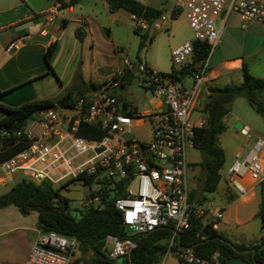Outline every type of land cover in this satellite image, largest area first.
<instances>
[{
  "label": "built area",
  "instance_id": "obj_1",
  "mask_svg": "<svg viewBox=\"0 0 264 264\" xmlns=\"http://www.w3.org/2000/svg\"><path fill=\"white\" fill-rule=\"evenodd\" d=\"M61 6L62 1L55 0L44 11L46 26L52 24ZM172 9L184 11L193 39L171 50L175 66L171 72H157L141 62L136 65L142 86L157 99L151 108L137 111L118 95L122 77L130 70V61L124 58L121 68L96 83L93 92L78 97L72 104H57L34 113L14 133L18 140L23 139L24 148L0 165L8 174L26 173L27 177L22 179L35 183L46 181L55 186L80 180L94 185L84 205L98 209L105 207L104 191H123L114 200L123 227L133 226L134 234L168 227L171 235L165 256L172 251L184 264H219L217 252L203 257L192 247L179 249L177 243V235L189 228L193 219H202L217 229V222L223 217L222 208L212 205L210 200H189L187 153L195 149L194 128L205 122L203 113L196 120H191L190 114L220 40L221 29L216 19L222 15L224 25L227 17L235 13L264 26V0H178ZM131 18L138 30L150 26L159 30L163 25L160 19L150 22L135 15ZM40 34L46 35V29L42 28ZM29 37L23 35L10 41L6 49L20 46ZM196 41L209 45L204 60H192ZM117 52L123 55L122 50ZM187 64V72L178 74ZM145 126L149 132L143 139L136 129ZM96 128L102 132L99 137H93ZM241 132L251 144L246 150L235 151L233 162L221 174L227 188L238 196L246 193L245 179L256 184L264 182V138L251 133L247 126ZM80 157V162H74ZM127 235L106 236L105 253L109 259L129 258L136 242L129 237L133 234ZM78 245L75 236L54 231L39 233L24 264H70Z\"/></svg>",
  "mask_w": 264,
  "mask_h": 264
},
{
  "label": "rangeland",
  "instance_id": "obj_2",
  "mask_svg": "<svg viewBox=\"0 0 264 264\" xmlns=\"http://www.w3.org/2000/svg\"><path fill=\"white\" fill-rule=\"evenodd\" d=\"M18 1L0 0V26L16 20L21 15L16 13L17 10H14V4ZM54 1L45 0V4L50 3L51 6ZM101 1L76 0V13L79 12V8H82L83 14L90 18L94 41H91V35L87 32V28L83 23L81 24V29L86 30V34L82 37L84 39L81 41L74 35L71 27L63 36L59 46L49 57V63L53 66L57 78L49 74L35 81L33 84L34 100L57 98L65 95L67 92H71L72 97L89 94L94 91V86H91L92 82L89 81L91 78V65L99 67L100 70L98 72L105 75L111 70V67H106L107 64L110 66L114 60L123 61L124 58L130 61L129 71L132 77L127 79L125 84L119 88L118 95L121 96L122 100L136 108L137 111L151 108L157 100L149 90L142 86L140 80L141 74L138 72L136 65L139 62L145 63L157 72H171L175 68L171 60V50L193 39V32L189 27L184 11L180 10L176 17L170 15V8L176 5L178 0H140L143 3L163 9V14L160 18L163 21V25L159 30H154L150 26L147 30H138L137 32H135V20L131 18L129 13L124 10L110 13ZM221 18L222 15L216 19L217 26H220ZM53 23L46 26L45 20L44 22L39 21V24H42L41 27L36 31H31L29 27L34 24L33 20H25L0 29V42H3L7 37L17 36L24 30L26 31V29L31 36H38L37 34L40 29L46 28L49 31L52 29ZM55 23L60 25L61 20L59 17L56 18ZM142 39L144 46L139 48V43ZM242 42L241 35H234L230 40L223 36L221 42L214 49L208 68L217 66L221 70L222 77L216 80V84L223 85L224 82L228 84L241 83L242 72L232 71L226 73L221 61L240 54ZM255 43L258 46H262V48L248 59V72L256 77H264V37H261ZM255 43H253V46ZM118 49L123 51L120 59L117 56ZM98 77L96 76L95 78L100 80L101 77L99 75ZM28 89L25 88L13 92L9 96L12 99L7 101L10 103L5 101H2V103L12 106L19 105L26 98H30L28 97L30 95ZM205 97V87L203 84L197 97L196 106L191 111V120H196L197 116L202 114L200 106ZM0 116H2L1 111ZM224 122L230 128L229 132L232 129H239L241 126L247 124L251 133L264 138V120L250 106L245 96H240L233 100L231 111L224 118ZM148 132L149 127L147 126L136 129L137 135L143 139L147 137ZM224 135L220 134L219 139L221 140ZM187 159L189 161L188 179L190 188L201 191L200 187L203 177V169L199 164L201 153L197 149H191L187 153ZM81 160L82 157L74 162H80ZM225 167L226 162L220 170V174L223 173ZM9 175L12 177V180L7 182V188L13 187L22 178L27 177V174L23 172L8 174L0 165V176L8 178ZM223 186V181L220 180L216 192L205 193V196L210 199L212 205H216L219 202L217 192ZM53 187L58 189L59 195L62 198L69 200V209L72 212H76V210L84 209V204L89 198V190L95 186L84 184L80 180H73L57 184ZM2 190L3 187H0V191ZM195 195L198 198L202 196L200 192ZM37 216L38 214L34 212L24 216L13 205L0 208V264H24L26 254L29 252V243L36 236V232L32 231L30 227L35 226L37 228ZM232 230L237 231L238 228L232 227ZM39 232L46 233L42 230ZM261 235V220L258 216L253 222L248 236L253 239L251 243H254L258 241ZM165 252L156 264H180V261L172 251H169L166 256ZM80 254L81 252L77 249L74 257H78Z\"/></svg>",
  "mask_w": 264,
  "mask_h": 264
},
{
  "label": "trees",
  "instance_id": "obj_3",
  "mask_svg": "<svg viewBox=\"0 0 264 264\" xmlns=\"http://www.w3.org/2000/svg\"><path fill=\"white\" fill-rule=\"evenodd\" d=\"M73 4L75 0H70ZM108 10L113 13L124 10L130 15L142 17L150 22L162 17L163 9L140 0H105ZM27 7V4L24 3ZM179 9H172L170 15L176 17ZM35 13V12H34ZM36 14V13H35ZM138 29L135 28V32ZM75 36L81 41L84 30L75 29ZM144 46L143 39L139 43V48ZM57 48L56 42L47 45L44 58L49 66L48 72H53L49 65V57ZM192 60H204L209 52V45L196 41L193 44ZM188 65L183 66L178 74L187 72ZM174 70V69H173ZM132 77L130 71L123 75L121 86ZM96 86V83H91ZM5 91H0L2 95ZM264 77L251 75L245 65L243 66V77L239 84H226L223 86H209L208 93L203 101L201 111L205 117L202 125L194 128L195 149L201 153L199 164L203 169L200 193L201 198L195 194L196 189H191L189 200L205 202V193L216 191L221 180L220 170L224 165V151L219 144V135L226 130L224 118L231 111V103L240 96H245L250 106L264 120ZM80 97V96H79ZM78 96L72 97L71 92L57 98H44L30 100L19 105L12 106L0 102V163L17 151L24 148L25 143L22 138L16 137L15 131L21 129L27 120L40 109L53 106L72 104ZM93 137H99L102 132L96 128ZM87 137H92L86 135ZM18 140V141H17ZM112 190V189H111ZM91 191H89L90 195ZM123 191H104L105 207L103 209L94 208L91 205H84L83 210L72 212L69 209L68 199L59 195L58 189L46 181L35 183L27 179H22L10 190L0 195V208L10 205L15 206L18 211L26 216L36 212L40 216L38 228L43 232L54 231L63 236H75L78 241V250L81 254L73 257L70 264H156L164 254L171 235V231L166 228H158L146 234L129 235L136 242L129 258L123 257L117 260L109 259L106 255L105 240L108 234L122 238L128 236L122 225L120 212L114 206L115 198L122 196ZM258 216L261 220L262 235L257 242L244 244L233 243L237 249L244 250L254 248L255 258L264 264V248H258L264 244V208L260 203ZM226 239L210 223H205L202 219H193L189 228L180 232L179 244L192 247L194 252L203 257H211L215 254L219 246L228 245L222 242ZM227 240V239H226ZM248 260L250 253L240 255ZM180 264H184L180 261Z\"/></svg>",
  "mask_w": 264,
  "mask_h": 264
},
{
  "label": "crops",
  "instance_id": "obj_4",
  "mask_svg": "<svg viewBox=\"0 0 264 264\" xmlns=\"http://www.w3.org/2000/svg\"><path fill=\"white\" fill-rule=\"evenodd\" d=\"M61 1L62 6L59 7L55 18L53 19L54 23L52 22V29L48 31L45 28L46 35H41L40 29L39 33L37 34L38 36L34 37L31 36L26 29V31L24 30L21 34L14 37H7L3 40V42H0V91H5L2 95H0V102L10 101V99H12V97L9 98L10 94L17 90H22L25 88H29L28 92L30 95L28 97L30 98H26L24 102L34 100L35 95L33 84L35 83V81L40 78L46 77L49 74L56 77L55 70L53 69V66L50 65V63L49 65L52 68L53 72H48L49 66L44 58V52L47 45L51 42H56L57 46H59V43L62 40L63 36L71 29V27V30L75 32V29L82 28L81 24L83 23L87 28V32L89 33V35H91V41H94L93 27L90 22V18L83 14L82 8H79V12L76 13V0L73 4L70 2V0ZM101 2L103 6L108 10L105 0H102ZM24 3H26V0H19L14 4V10H17L16 13H19L21 15H19L16 20L1 25L0 29H4L25 20H33L34 24L29 27L31 31H36L39 27H41L42 24H39V21L44 22V11L50 7V3L45 4V0H43L40 10L36 14L30 9L28 5L26 7ZM172 7L170 8V10L172 9ZM58 17L61 20L60 25L55 23V20ZM218 28L221 29L219 43L221 42L223 36H225L226 39L228 38L230 40L234 35H241V39L243 40L242 45H240L242 46L240 48V54L221 61L225 72L228 73L232 71H241L243 74L244 65L248 71V59L262 48V46H258L255 42L261 37H264V26L253 21L244 20L239 15L232 13L227 17L224 25L221 19V24L220 26H218ZM85 34L86 30H84L83 37L85 36ZM23 35H29L30 37L23 40L20 46L15 47L11 50L6 49L10 41H13ZM253 43H255L254 46ZM117 54L120 59L121 55L119 53ZM121 66L122 61L114 60L110 66H108V64L106 66L111 67V70L107 74L103 75L98 72L100 70L99 67L91 65V78L89 81L92 83L103 82L111 77L118 69L121 68ZM98 75L101 77L100 80H97L95 78L96 76L98 77ZM221 77L222 72L219 67L213 66L210 69L208 68L204 81L205 96H207L209 86H223L228 84L225 82L223 85L216 84V80ZM262 99H264V94L262 95ZM21 103H23V101ZM202 104L203 102L201 103L200 108H202ZM246 126L249 127V125L246 124L241 126L239 129H232L230 132V128L226 126V130L222 133L225 134L224 137L221 140L219 139V144L224 151V163L226 162V167L233 162L235 151L246 150L251 144V141L248 140L246 136H244L241 132V129ZM261 160L264 166V149L261 153ZM10 180H12V177L10 175L8 176V178L0 176V187H3V190L0 191V195L10 190V188H7V182ZM223 184L224 186L222 187V189L217 192L219 195V202L216 205L221 207L223 212V217L217 222V230L227 239V241L231 242L232 244L251 243L253 242V239L248 236L249 230L251 229L253 222L258 217L260 203L264 195V182L256 184L251 182L249 179H245L244 185L247 190L246 193L242 196L236 195L229 188H227L224 182ZM198 192L200 191H195L196 194ZM207 199L210 200L209 198ZM232 227L238 228V230H232ZM30 229L36 232V236H34L33 240H31V242L29 243V250L40 233L38 226L37 228L35 226H31ZM27 255L28 252L26 254V258Z\"/></svg>",
  "mask_w": 264,
  "mask_h": 264
},
{
  "label": "water",
  "instance_id": "obj_5",
  "mask_svg": "<svg viewBox=\"0 0 264 264\" xmlns=\"http://www.w3.org/2000/svg\"><path fill=\"white\" fill-rule=\"evenodd\" d=\"M43 0H26L27 5L30 7V9L37 13L40 10L41 3ZM38 221H40V216L38 215ZM166 229H169L168 227H164ZM125 232L129 234H134L136 232V229L133 226L125 225L124 226ZM146 234V233H144ZM222 242L229 247H226L224 245L219 246L217 250V262L219 264H251L248 260L243 259L240 255L250 253L251 257H254V254L256 250L254 248L239 250L236 248L234 244L231 242L222 239ZM180 236L177 235V243L179 249H184L185 246L179 244ZM262 248H264V244L261 245L258 250L260 251ZM235 253L236 255H234ZM253 264H257L256 261H253Z\"/></svg>",
  "mask_w": 264,
  "mask_h": 264
},
{
  "label": "flooded vegetation",
  "instance_id": "obj_6",
  "mask_svg": "<svg viewBox=\"0 0 264 264\" xmlns=\"http://www.w3.org/2000/svg\"><path fill=\"white\" fill-rule=\"evenodd\" d=\"M258 251H259V250H258ZM255 253H256V252H255ZM233 254L236 255L235 253H233ZM248 261H249L251 264H253V261H256L257 264H262L260 260H257V259L255 258V254H254V257H253V258L250 257V259H248Z\"/></svg>",
  "mask_w": 264,
  "mask_h": 264
}]
</instances>
